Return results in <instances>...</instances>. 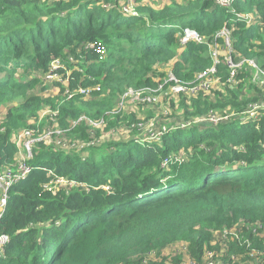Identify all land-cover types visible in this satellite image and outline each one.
Masks as SVG:
<instances>
[{"label": "trees", "instance_id": "trees-1", "mask_svg": "<svg viewBox=\"0 0 264 264\" xmlns=\"http://www.w3.org/2000/svg\"><path fill=\"white\" fill-rule=\"evenodd\" d=\"M232 3L0 0V171L24 161L38 167L10 190L0 231L11 240L0 264H264V121L261 130H229V121L202 120L231 121L259 101L254 74L244 67L232 78L221 63L208 91L173 93L167 83L152 93L171 61L185 82L212 65L208 44L182 41L186 27L206 41L230 28L237 56L264 67V0ZM124 4L136 14L127 15ZM234 11L259 18L248 24ZM54 58L60 74L65 66L72 71L53 86L77 87L75 98L44 96ZM131 90L159 98L131 102ZM83 116L92 122L74 125ZM164 126L170 131L158 139L137 142ZM123 128L127 135L117 137ZM20 129L23 146L45 134L71 141L57 147L36 140L31 157L16 150ZM184 153L183 163L172 157ZM41 168L90 183V190L66 193ZM53 181L62 186L56 193L43 187ZM101 184L111 185L108 196L94 190Z\"/></svg>", "mask_w": 264, "mask_h": 264}, {"label": "built area", "instance_id": "built-area-1", "mask_svg": "<svg viewBox=\"0 0 264 264\" xmlns=\"http://www.w3.org/2000/svg\"><path fill=\"white\" fill-rule=\"evenodd\" d=\"M235 1V0H234ZM233 0H216V3L221 6V7H230L232 6V2H234ZM128 6H125V10H128ZM133 9V8H132ZM236 16L238 19L240 20H244L246 21L248 24H252L255 23L257 19H255L250 13H246V14H242L241 12H235ZM133 14H136L135 12H131V13H127V15L132 16ZM258 17V16H257ZM259 18V17H258ZM186 36L184 38V36L182 37V41L183 42H188L189 40H192L191 38H197L200 39V42H205L206 39L202 38L200 35V38L198 37L199 34L195 33L196 31H193V33L190 31V28H186ZM194 30V29H192ZM184 38V39H183ZM219 38H223V42L221 46H217L218 43V39ZM216 42V47L213 49L212 52V58H213V63L210 67H208L207 69H205L202 72H199L195 79L193 81H182L180 79L177 78V76L175 75L174 72V66L173 65H168L169 68H167V77L164 79V81L156 88V89H152V93L154 92H158V93H162L164 92V88L165 85L167 83L172 84V92L173 93H180L183 91H188L191 93H195L199 90L202 91H208L211 89V87H213L215 85L216 81H219V77L217 76L218 72H219V65L221 63H226L230 68H232V74L231 77L235 78L236 75L238 74V70L242 69V68H246L248 70L251 71V73L254 74L253 76V80L255 82H257L258 84H260L261 88H262V93H260V100L257 102H254L252 104H250L244 111L235 114L234 118H237L239 120V124H254V126H256L257 129H260V127H262L263 121H264V67L262 65H260L258 63V61L254 58H246V57H238L235 50H234V46L232 44L231 41V30L230 28L224 27L217 35H216V39H214ZM237 58V59H236ZM57 65L56 67L53 65L52 69L50 71L47 72V74L45 75L44 80L47 81V79H51V82L48 83H53V81H55V79H59L60 77V73L57 71L58 68L61 67L60 61L57 59L56 60ZM59 65V67H58ZM58 72V73H57ZM59 76V77H57ZM228 81H233L231 79H229ZM154 91V92H153ZM145 90L143 91H138V92H134L133 90H131L129 92V96L132 95V97L134 99L130 98V101H136V100H148L149 102H153V101H157L158 100V96L156 97H147V96H143ZM256 95V94H255ZM124 101L121 102V106H123ZM127 104H124V106H126ZM231 118V115H227V116H212L211 119L209 118H203V121L206 122H211L213 124L216 123H221V122H228L230 121L229 119ZM191 124L190 122L188 124H184L183 126L189 125ZM170 131V128H167V126H164V131H153L151 132V134L144 138V139H137V142L145 143V140H150L153 138H159L161 135H164L165 133H168ZM159 135V136H157ZM28 140H32L33 142V146H34V139H28ZM32 151H29V149L26 151L28 153L29 156L32 157L33 155V149H31ZM26 164H25V163ZM23 163H21V165L16 169V170H12L7 169L5 171H0V225L2 223V218L4 217L6 210H7V206H8V201H9V197H10V190L12 189V187H14L16 184L24 181L29 175L30 173L37 169V166H34L30 163H28L27 161H24ZM20 167H25V171H23V169H20ZM45 170L48 172V175H54L56 176V180L55 182H57V178L58 176L56 174H54V170L52 169H46ZM9 174V175H8ZM51 184L54 183L50 182ZM8 235H6V233L0 231V260L2 259L3 255H4V251H5V247L8 245ZM8 242V243H7Z\"/></svg>", "mask_w": 264, "mask_h": 264}, {"label": "rangeland", "instance_id": "rangeland-1", "mask_svg": "<svg viewBox=\"0 0 264 264\" xmlns=\"http://www.w3.org/2000/svg\"><path fill=\"white\" fill-rule=\"evenodd\" d=\"M124 6H125V4H124ZM131 12H135V10L134 9H132V8H128V10H126V13H131ZM186 28H190V27H186ZM186 28H184L183 29V31H184V34H185V36H186V31H187V29ZM191 29V28H190ZM192 33H193V31H196L195 29L194 30H190ZM195 33H198L199 34V32L198 31H196ZM185 36H184V38H185ZM199 38H200V34H199V36H198ZM183 38V39H184ZM192 40H193V38H191ZM197 42H200V39H197V38H194ZM200 43H205V44H208V55H209V57L211 58V60H212V62H213V58H212V52H213V49L216 47V42H215V40H211V41H205V42H200ZM217 43H218V45L217 46H221L222 45V43H220V40L219 41H217ZM69 57H72V56H69ZM74 58V57H73ZM58 58H54L53 59V65L56 67V65H57V62H56V60H57ZM59 60V59H58ZM0 64H2V63H0ZM58 67H59V65H58ZM158 68H160V67H158ZM59 69V68H58ZM57 69V70H58ZM20 70H23V67H21V69ZM71 71H72V69L71 68H69L68 66H65L64 67V73L63 74H60V77H59V82H60V84L61 83H64L65 81L66 82H68L69 81V79H70V75H71ZM163 71H164V69H163ZM58 73V72H57ZM1 74L2 73H0V76H1ZM45 74H47V72L45 73ZM39 76H41V74H39ZM17 77V76H16ZM17 79H20V77H17ZM56 80V79H55ZM47 81L48 82H51L52 80L51 79H47ZM64 87H65V90L64 89H62L63 88V86L62 85H55V86H53V83L51 84V85H49V87L43 92V94H44V96L46 95V94H49L50 95V98H53L54 96L53 95H62V96H64L65 95V93L66 92H69L70 94L67 96L68 97V99L70 100V99H72V98H75V95L77 94V92L76 91H78L79 89H76V88H71V87H69V86H66V85H64ZM39 91V88L37 87L36 89H34V90H32L31 91V93H33V92H38ZM244 93H243V95H249L250 93L249 92H247V91H243ZM66 96V95H65ZM131 97V99H134L133 97H132V95L130 96ZM84 99H86V98H84ZM67 101V100H66ZM65 102V101H64ZM15 103V102H14ZM123 106H124V104H123ZM8 109V106H6V107H4L3 108V112H6V110ZM51 110L50 109H46L45 111H43L40 115H39V119H43V118H45L44 116H46L49 112H50ZM51 114H53V113H51ZM4 117V114H0V119H2ZM87 118L89 119V122H92V120L89 118V117H87V116H83V117H81V118H78V119H76V121H74L73 123H74V125H77L78 124V122H79V120L80 119H83V120H87ZM142 118H144V117H142ZM73 123H72V125H73ZM98 123V122H97ZM97 123H95V124H97ZM228 123H232V124H230V125H228L227 126V128L229 129V130H238L241 126H240V124H239V120L237 119V118H235V119H232L231 121H229ZM248 125V124H247ZM71 127V126H70ZM207 127V126H206ZM255 128H256V126H254ZM205 128V126H202V127H200V128H198V129H200V130H203ZM216 129H219L218 127H216ZM257 129V128H256ZM125 130H127V128L126 129H121V130H119V129H115V135L117 136V137H119V136H121V135H123V136H126L127 135V133L125 132ZM162 130V129H161ZM258 130H261V127H260V129H258ZM22 131V129H20L19 130V133ZM162 131H164V128H163V130ZM66 132V131H65ZM197 135H199V132H197ZM21 137L23 138L24 137V134L23 133H20V134H18L17 135V137L15 138V140L17 141V143L18 144H16V150L18 151V150H20V149H22V147L26 150V148H27V150L29 149V151H32L31 149H33V142H32V140H27V141H25V143H24V146L23 145H21V143H20V141H21ZM31 139H33L32 137H31ZM35 141L36 140H39V141H41L40 142V144H42V145H47V146H50V145H53V146H57V147H60V145L61 144H68L70 141H71V138L69 137V136H67V135H62V136H59V137H57V138H52V137H50V135H48V134H45V135H43V136H39V138L38 139H34ZM142 143H144V142H142ZM65 147H67V146H65ZM72 147H74V145H72ZM62 149V148H61ZM210 149L208 148V151H209ZM181 151H182V149H181ZM185 156H186V154L184 153V154H178L177 156H175V154H173L172 155V157H174V160L175 161H177V160H179L180 162H182L183 163V161L186 159L185 158ZM28 162V161H27ZM25 163V162H24ZM26 164V163H25ZM20 169H23V171H25V167H20ZM42 170H45V168H41ZM46 171V170H45ZM47 172V171H46ZM54 172V174H57L55 171H53ZM48 173V172H47ZM9 175V174H8ZM56 177V176H55ZM50 181V180H49ZM57 182H59V183H65L66 185H67V192L66 193H70L71 191H75V190H78V189H86V190H90V183H87V182H84L83 180H80V179H77V178H75L74 180H66L65 179V176H58V178H57ZM21 183V182H20ZM19 184V183H18ZM17 185V184H16ZM15 185V186H16ZM43 187L45 188V189H49V190H51V191H53V193H56V190L55 189H58V188H61L62 186H60V187H58V186H56V187H54V185L52 184L51 185V183L50 182H48V183H44L43 184ZM98 189H102L103 191H106V195L105 196H108L110 193H111V190H112V188H111V185L110 184H101V185H99V186H95L94 187V190H98ZM81 191H84V190H81ZM5 216V215H4ZM2 219H4V217L2 218ZM5 233V232H4ZM6 235H8V239H9V241L11 240V236L8 234V233H6ZM8 241V242H9ZM7 242V243H8Z\"/></svg>", "mask_w": 264, "mask_h": 264}, {"label": "crops", "instance_id": "crops-1", "mask_svg": "<svg viewBox=\"0 0 264 264\" xmlns=\"http://www.w3.org/2000/svg\"><path fill=\"white\" fill-rule=\"evenodd\" d=\"M248 13H249V12H248ZM242 14H246V13H242ZM250 14H251L255 19L258 18L257 15L254 14V13H250ZM174 63H175L174 61H171V63H170L169 65H173V66H174ZM243 91H245V89H243L242 92H243Z\"/></svg>", "mask_w": 264, "mask_h": 264}]
</instances>
